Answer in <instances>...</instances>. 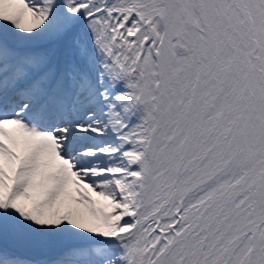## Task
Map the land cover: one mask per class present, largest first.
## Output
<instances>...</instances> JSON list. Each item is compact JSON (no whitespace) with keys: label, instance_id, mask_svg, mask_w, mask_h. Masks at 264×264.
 <instances>
[{"label":"snow or ice","instance_id":"obj_1","mask_svg":"<svg viewBox=\"0 0 264 264\" xmlns=\"http://www.w3.org/2000/svg\"><path fill=\"white\" fill-rule=\"evenodd\" d=\"M0 264H264V0H0Z\"/></svg>","mask_w":264,"mask_h":264}]
</instances>
